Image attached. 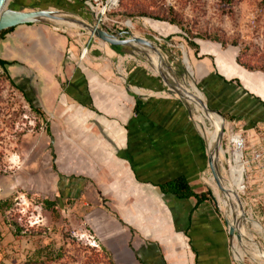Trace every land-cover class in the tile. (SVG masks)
<instances>
[{
	"label": "crops",
	"instance_id": "0c3cea01",
	"mask_svg": "<svg viewBox=\"0 0 264 264\" xmlns=\"http://www.w3.org/2000/svg\"><path fill=\"white\" fill-rule=\"evenodd\" d=\"M58 1L32 5L73 0ZM159 27L162 34L177 30L170 23ZM56 30L44 22L24 23L0 39V58L13 62L8 74L50 117V169L58 190L43 199L52 206L44 209L64 213L72 201L67 213L88 226L112 264H229V237L207 198L197 202L160 188L183 177L202 192L193 187L206 153L181 102L147 93L148 84H140L145 92L132 90V74L78 65L74 41ZM195 43L192 73L210 94L208 104L219 112L248 113V125L264 137V72L238 64V48ZM3 216L0 211V264H64L36 233L14 235Z\"/></svg>",
	"mask_w": 264,
	"mask_h": 264
},
{
	"label": "rangeland",
	"instance_id": "374dc122",
	"mask_svg": "<svg viewBox=\"0 0 264 264\" xmlns=\"http://www.w3.org/2000/svg\"><path fill=\"white\" fill-rule=\"evenodd\" d=\"M34 1L7 0L5 9H35L32 5ZM36 8L61 12L78 23L80 27L51 20L39 21L56 27V31L74 41L79 50L75 60L78 65L83 64L89 69H111L117 76L132 74V90L144 91L141 85L143 87L148 84L145 88L147 93H159L181 102L190 125L202 139L206 153L202 171L198 174L193 188L197 192L202 191L218 218L222 220L229 237V264H264V257L257 255L264 254V137L259 136V128L254 129L252 125H248L251 117L248 113L243 115L238 111V114H229L227 108L219 112L213 105H209L210 94L206 93L195 73H186L182 61L184 49L191 69L194 70L190 54V49L194 47L189 44L188 38L194 42L202 39L224 47L238 48V64L249 70L264 72V0H196L190 3L187 0H120L117 13L122 20L131 18L134 24L133 27L123 28L124 36L150 40L160 57H163L164 71L173 76L174 81L163 80L149 57L151 49L148 46L111 45L90 35L87 25H91V15L82 0L40 5ZM170 19L174 21L170 24L176 26V32H159L162 29L159 26L167 27V20ZM153 21L159 22L160 25L155 27ZM84 47L87 48V53L85 58H80ZM8 75V71L6 73L0 67V189L3 183L6 189L4 200L0 201V211L4 220L16 221L24 231L36 233L38 243L50 245L49 252L61 255L60 259L64 264H112L104 252L92 244L84 234L91 233L88 226L78 221L72 212L67 213L72 201H66L64 213L58 208L51 212L42 208L41 201L44 198L52 199L58 190V176L50 169L54 157L51 147L52 134L49 129L50 117L36 107L30 108L18 81L13 80L15 85L11 84ZM190 83L203 95L207 109L222 115L223 119L219 121L222 129L219 142L225 154L219 161V167L223 174L228 169L233 147L230 137L238 134L243 141L241 148L244 187L238 192L242 216L237 219L243 221V236L239 234L237 227L229 233L228 225L233 222L234 216L218 205L209 179L211 169L208 164V142L201 132V127L197 125V112L193 103L188 102L177 89L183 84L188 87ZM254 222L259 224L260 228L256 227ZM249 239L253 240L256 246L251 244ZM235 250L242 253L241 262L234 256Z\"/></svg>",
	"mask_w": 264,
	"mask_h": 264
},
{
	"label": "bare ground",
	"instance_id": "6f19581e",
	"mask_svg": "<svg viewBox=\"0 0 264 264\" xmlns=\"http://www.w3.org/2000/svg\"><path fill=\"white\" fill-rule=\"evenodd\" d=\"M50 20L54 21L55 23H59V24H67L69 26H74V27L78 26V23H76L75 21H72L65 14H63L61 12H57V11H53V15H52V18ZM152 23L154 25H156V24L160 25V23L156 22V21H153ZM125 24L128 25L129 27L134 26L133 22L130 20H126ZM78 27H80V26H78ZM90 35H91V32H90ZM135 37H137V36H135ZM109 38H112V37H109ZM137 39L138 40H133L132 44H137V45H139V47L148 46L151 49L149 51V57H150L151 61L153 62L154 67L157 69V71H159L161 74H163L164 77H166V79H171L174 81L173 76H171L169 73L164 71V68L162 65V58L163 57L161 58L160 55L157 53V51H156L157 48L155 49L152 46V42L150 40L145 39V38L142 39L140 37H137ZM147 42H150L151 44H148ZM86 53H87V48L84 47L82 50V54H81L80 58H83ZM182 53H183L182 60H183L185 68L187 69L186 73H188L190 75V74H192V69L190 66V62H189L187 53L185 52L184 49H183ZM178 86H179V84H178ZM177 89L187 99L188 102L193 103L194 109L197 112V115L195 116V119L197 121V125H199L201 127L200 128L201 132L208 142L210 166L212 168L211 176L209 177V179H210V182H212L211 184H212L214 193L217 196V200L219 202L218 205L220 206V208H223L224 210H226L229 215L234 216L233 222H229V225H228L231 232H233L234 227L235 228L237 227L239 229L238 231H240L239 234L241 236H243V234H244V227L242 224L243 221L241 222V219L237 220L238 218H240L242 216L241 215L242 214L241 204H240L238 192H240L244 187V185H243L244 167H243V163H242L243 162V160H242L243 154H242V148H241V136L236 134V135H233L230 137V142L232 143L233 147H232L230 159L228 160V163H229L228 169L225 170L224 171L225 174H223L221 171V168L219 167V161L225 154V150L222 148V146L219 142L220 129H221L219 121H222L223 118L220 115H218L216 112L210 111L205 107V105H204L205 99H203V95L201 94V92L196 88V86L193 83H190L188 87L185 86L184 84L180 85V87H177ZM254 225L256 227L260 228V225L257 224L256 222H254ZM250 242H251V244L256 246L253 243L254 242L253 240H250ZM248 246H250V245H248ZM240 251H242V249ZM240 251L239 250L234 251V256L236 257V259L239 262L242 261V253ZM243 254H244V252H243ZM257 255L264 257V254L263 255L257 254Z\"/></svg>",
	"mask_w": 264,
	"mask_h": 264
},
{
	"label": "water",
	"instance_id": "95a60500",
	"mask_svg": "<svg viewBox=\"0 0 264 264\" xmlns=\"http://www.w3.org/2000/svg\"><path fill=\"white\" fill-rule=\"evenodd\" d=\"M6 3H7V0H0V31L3 29H7L9 27L16 26L18 24L50 20L53 15V11L51 9H31L27 11L15 10V9H5ZM87 28L89 32H91L92 36H96L99 39L111 45L125 46V45L132 44L133 40H138L137 37L135 36L134 37H124L122 33H118V36H115L103 30L96 29L90 25H87ZM108 36L112 38H109ZM147 43L151 44L150 42H147ZM161 77L163 78L164 81H168L166 77H164L163 74H161ZM204 105L206 107L205 103ZM215 112L218 115H220L217 111ZM221 133H222V129L220 130V135ZM208 164L210 166V160H208ZM210 169L212 172L211 166H210ZM229 233H232L230 229H229Z\"/></svg>",
	"mask_w": 264,
	"mask_h": 264
},
{
	"label": "built area",
	"instance_id": "2783aa9c",
	"mask_svg": "<svg viewBox=\"0 0 264 264\" xmlns=\"http://www.w3.org/2000/svg\"><path fill=\"white\" fill-rule=\"evenodd\" d=\"M189 3L196 0H187ZM82 3L88 9L91 15V25L96 29L103 30L109 34L118 36V33H124L123 28L129 27L125 24L126 20H131V18L121 19L120 15L117 13L120 0H82ZM124 36V34H123ZM126 37V36H124ZM83 50V49H82ZM81 50V54H82ZM80 54V56H81ZM243 141L241 139V146ZM89 237V241L92 244L98 246L95 238L91 233H84Z\"/></svg>",
	"mask_w": 264,
	"mask_h": 264
},
{
	"label": "trees",
	"instance_id": "16d2710c",
	"mask_svg": "<svg viewBox=\"0 0 264 264\" xmlns=\"http://www.w3.org/2000/svg\"><path fill=\"white\" fill-rule=\"evenodd\" d=\"M164 20V19H163ZM169 23H174V21L172 19L170 20H167ZM179 27V26H178ZM12 27H9L7 29H3L0 31V39L3 38V35L8 32L9 30H11ZM180 28V27H179ZM188 38V37H187ZM189 39V44L194 47V49H197V44L192 41L193 39ZM13 64L12 61H7V60H4L2 58H0V67L4 70V72L7 73V66ZM9 82L13 85H15L14 81L12 80L11 77H9V75L7 76ZM24 95V98L26 100V102H28V105L30 108H33V105L31 104V102L29 101V99L27 98V96L23 93ZM139 107H140V103H139V100L136 99V104H135V107L134 109L136 111L139 110ZM162 189V191H165V192H171L172 194L178 196V197H189V196H194L196 199H197V202H200L204 199H206V197L204 196V194L202 193H195L190 187L189 185L187 184V182L185 181V179L183 177H178L174 180H171V181H168L166 183H164L163 185H161L160 187ZM41 206L42 208H45V209H50L52 206H51V203L47 200H42L41 201ZM9 225L12 229V233L14 235H21L23 234L25 231H24V228L16 221H12V222H9ZM59 257H61V255L58 254Z\"/></svg>",
	"mask_w": 264,
	"mask_h": 264
}]
</instances>
